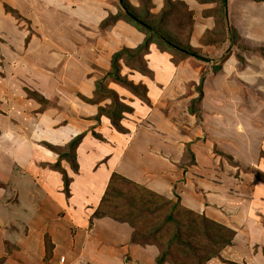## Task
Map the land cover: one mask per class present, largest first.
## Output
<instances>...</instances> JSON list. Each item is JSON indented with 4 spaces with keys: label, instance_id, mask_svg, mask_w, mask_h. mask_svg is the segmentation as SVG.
<instances>
[{
    "label": "crops",
    "instance_id": "0c3cea01",
    "mask_svg": "<svg viewBox=\"0 0 264 264\" xmlns=\"http://www.w3.org/2000/svg\"><path fill=\"white\" fill-rule=\"evenodd\" d=\"M97 1L98 4L95 0H0V103L2 94L12 96L16 101L8 106L2 103L0 110L1 107L7 108L10 118H19L24 123L25 134L15 141L14 146L20 148L19 154L30 151V156L27 154L24 157L29 158L30 164L24 158L18 159L23 165L18 160H12L29 174L35 175L36 172L39 182L28 193L34 199L32 205L38 206L30 217L32 220L28 229L26 227L23 236L14 243L19 247L14 253L38 252L42 256V244L47 235L53 245V256L59 260L65 258L64 263L60 260L56 264H145L152 256L154 259L150 248L141 251L135 248L133 252L126 246L133 245L129 244L128 236L125 239L120 235V229L125 232V225L114 222L119 232H114L111 237L114 247L118 246L112 248L113 252L109 251V246H103L101 239L93 242L95 235L106 230L104 226L107 224L101 219L95 220V234L87 232L89 217L98 208L112 174L117 173L161 196L172 199L176 194L185 208L199 213H205L207 209L208 217L231 226L236 235L233 244L222 252L226 261L264 264V182L255 183L253 175H243L245 180H240V185L234 187L237 189L228 203L220 192V184L203 181L202 185L206 188L201 189L207 194L200 192L186 177L189 173H185L180 165L186 136L181 128L171 126L177 125L174 122L177 103L186 105L189 120L194 121V116L189 112V100H179V92L172 86L184 69L204 62L191 57L175 64L170 53L161 52L156 44H152L145 59L154 76L137 72L130 74L135 83L147 86L151 105L136 97L128 99L134 112L127 114L122 121L128 130L126 134L118 133L109 118L102 116L100 120L96 119L99 105L87 104L77 97L81 94L92 98L100 74L105 75L109 70L112 43L106 35L113 33V27L120 31L118 35L121 36V41L114 44V51L122 45L137 48L146 39L144 33L121 20L101 29L110 15H117L112 13L113 10L117 9L119 14L121 7L119 0L117 8L116 3L113 5L111 2L108 12L104 2ZM180 1L194 12L192 46L204 53L218 50L220 54L223 47L216 49L215 46L202 44L205 33L216 27L215 17H206L204 11L215 5L198 0ZM153 4L156 7L154 10L160 12L165 0H154ZM6 6L18 12L21 18L7 12ZM93 33L97 37L95 42L103 39L99 44L102 50H93V45L89 44L94 40L90 36ZM26 81L29 82L27 87L31 86L52 103L57 99L62 110L49 107L40 112V103L29 99L23 91ZM123 92L120 95L126 98L128 94ZM192 98H196L195 94ZM204 100L205 96L202 103ZM106 104L103 102L101 105ZM205 104L201 106L204 113ZM17 124L18 121L14 123ZM185 128L190 130V126ZM81 134L85 137L77 150L79 173L75 174L69 164L63 163L73 178L71 196L67 199L62 176L45 167L56 163L58 156L40 143L64 146ZM256 137L257 147H254L253 154L250 153L255 157V164L251 162L253 170L264 173V138L262 134ZM242 163L245 166L250 164L244 160ZM220 203H223L222 210L223 206L228 209L232 221L223 220L221 213L212 207H218ZM72 230L75 232L70 235ZM126 251V256L132 254L130 259L125 257ZM153 253L156 256L158 252L154 249Z\"/></svg>",
    "mask_w": 264,
    "mask_h": 264
},
{
    "label": "rangeland",
    "instance_id": "374dc122",
    "mask_svg": "<svg viewBox=\"0 0 264 264\" xmlns=\"http://www.w3.org/2000/svg\"><path fill=\"white\" fill-rule=\"evenodd\" d=\"M127 1L134 8H139L140 6L143 8V6L148 5L147 3L141 2V0ZM99 2H104V7H106V10L109 9L111 2L113 5L116 3V8V5L118 4V0H99ZM152 2L154 3V0ZM230 2L231 22L239 33V39L237 40L236 45L231 47V52L229 53L230 57L226 61H223L224 58L228 56V52L226 50L229 48V42L227 41L220 45L221 48L223 47V50H219L220 54H218V50L217 52L214 50H208L206 53L202 52L203 55L207 57V59H210V61L199 64L197 63L196 65L191 64L188 68L181 72V75L175 80L172 86L173 89H176L179 92L178 99L189 100L188 107H190L189 105H191V102L197 99L200 95L199 87L202 82L203 96L206 97V100L203 101V103H206V113H204V110L202 113L200 112L199 116L192 115L194 116V122L193 120H189V114L185 109L186 105L177 103L176 116L174 118V122L177 125H171L181 128L186 136L183 147L184 153L180 163L182 170L184 169L186 170L185 173H189L186 177L192 180V185H195L196 188H198V191L203 193H206L205 190L201 189L203 187L206 188V186L202 185L204 183L203 181L220 184V192L225 195V198H227L226 201L228 203H230L229 198L234 195V192L237 189L234 187L240 185V180H245L243 179V175H253L254 182H259L255 180L256 173L258 171L253 170L255 168L252 166L253 164L251 162L253 161L255 164V157H252L250 153L253 154L254 147H257L255 144L257 139L256 136L262 134V138H264V0H230ZM95 3L98 4V1L95 0ZM155 8L156 7L154 5L152 12L159 13L158 11L154 10ZM112 13L118 14L117 9L113 10ZM182 15H185V12H183ZM15 17L19 18L20 16L15 15ZM103 27L105 26L102 25L101 29H103ZM89 29L92 30L91 28ZM112 30V34L107 33L106 35L108 37L107 39L111 38V59L118 51L124 48H129L125 45H122L120 49L114 51V44L121 41V36L118 35L120 31H117L115 27H113ZM95 34H90L91 38L94 40L90 41L89 44L93 45V50H102L99 44L102 43L103 39L95 42L97 39ZM178 37L183 38L179 33ZM94 43H97V45ZM206 45L215 46L216 49L220 47L217 43H212L209 39L207 40ZM218 65L221 66V69L218 72H214V66ZM110 69L111 65L105 75H103V73H99L100 78L97 82H100L106 77L105 83L107 84V87L111 90H114L121 97L124 103L130 105V103H128V99L131 98V96L136 98L137 96L132 94L129 90L125 89L121 85H116L114 81L107 76ZM136 72L137 71L128 68L124 62L122 63V74L127 76L129 81L134 82L131 79L132 77L130 74L133 75ZM28 83L29 82L27 81L24 82L23 85L25 88H23V91L26 93L29 99H32L29 97L28 90L37 93L39 92L31 86L27 87ZM62 84L67 83L63 82ZM121 92H126L128 96H126V98L121 96ZM193 92H195L194 94L196 98H192L191 100L190 98L194 95ZM2 95L3 98L1 99L0 105L4 103V105L7 104L8 106V104H14V102H16L12 96L8 97L5 94ZM79 95L81 94H77V97L81 99ZM42 97L47 101V104L44 106L40 103L42 107L40 112L46 110L49 107H55V109L60 111L62 110V108L57 104V99L56 102L54 101V103H52L44 96ZM32 100L36 103H39L35 99ZM104 102H107V105L111 103L110 100H106ZM203 103H201V106ZM10 117V110L5 107H1L0 264H56L58 261L60 262V260L62 263H64L65 258H60L59 260L57 257L53 256V253L50 252L51 249L53 250V245L50 246V239L47 235L44 238L42 244V256L39 255L38 252L27 254L21 252L14 253L15 250H19V247L15 246L14 243L21 235L23 236V232L26 230L28 223L32 220L30 217L33 216V213L35 212L34 209L36 206H38V204L32 205L34 199L28 193L32 191L33 186L38 185L39 182L35 176L38 175L36 172L35 175L29 174L28 171L22 170V168L17 163H13L12 159L18 160L19 158H24L27 154L30 156V151H27V154H19L20 148L18 146H14L15 141H19L18 139L20 137L23 138L25 130L23 126L24 123L20 122L19 118L17 119L15 117ZM217 120L219 121L217 122ZM17 121L18 124L14 125V123H17ZM174 122L172 120L173 124ZM185 126H190V130H187ZM255 134L256 136H254ZM238 141L240 142V145H238ZM40 145L43 146L41 143ZM43 147L49 150L47 147ZM256 154H258V152ZM31 159L33 161V158ZM23 160L26 163H29L30 161L29 158H24ZM243 160L250 163L249 166H245L242 163ZM19 163L23 165L21 161H19ZM29 185H31V187H28ZM232 187L234 189H232ZM173 197L174 198L172 199L174 201L180 200L181 203L180 197H178L176 194ZM215 204L217 206V202H215ZM222 204L220 203L218 207H212L221 213L220 215L223 220L229 221L231 217L228 213V209L223 206L222 210ZM226 204L227 203H225V205ZM188 211V213L191 215H200L210 219L212 222L220 224L222 227L232 229L231 226H227L224 222H218L208 217L207 209L205 210V213H199L191 209H188ZM61 212L63 213V211ZM99 219L107 224V226H104L106 230L101 233L99 232L98 235H95L93 242L95 243L101 239L103 246H109L107 248H110L109 251L113 252V249L118 246L114 247V241L111 240V237L115 235L114 232H119V230L118 226L114 224L112 218L102 216L96 217L93 213L88 219L89 223L87 225V232L90 234H95V220ZM230 220L232 221V219ZM230 224H233V222H230ZM125 226V232L119 228L121 231L120 235H122L125 239H127V236L131 238L133 235V229H131L128 224ZM73 232L75 231L72 230L70 235H73ZM216 233H218L217 229ZM199 236L200 239H202L201 241H203L204 234L202 238L201 233H199ZM129 244L131 243L129 242ZM126 246L131 248L133 252H135L136 249L141 251L142 249L148 250L147 248H150L152 251L150 252L152 255H154V259L152 256L148 260L150 262H145V264H157L156 258L158 253L156 256V253H153L154 249L158 252L157 247L136 244L133 246ZM126 255L127 251L125 253V257L130 259L132 254L128 256ZM222 259H213L206 264L232 263L226 261L224 258Z\"/></svg>",
    "mask_w": 264,
    "mask_h": 264
},
{
    "label": "trees",
    "instance_id": "16d2710c",
    "mask_svg": "<svg viewBox=\"0 0 264 264\" xmlns=\"http://www.w3.org/2000/svg\"><path fill=\"white\" fill-rule=\"evenodd\" d=\"M152 1L141 0L148 5L143 8L141 6L134 8L127 0H119L120 13L111 15L102 23L103 26H107L121 20L145 34L146 39L142 45L137 48H124L113 55L111 69L107 76L147 105H151L147 86L129 81L127 76L122 74L123 62L128 68L142 75L153 77V72L149 69L145 59L152 44H156L162 52L170 53L175 64L191 57L203 62L210 61L203 55L201 49H196L190 44L194 27V12L189 10L187 4L180 0H165L164 8L159 13H153ZM198 1L203 4L215 5V7L204 11L206 17H215L216 27L205 33L202 44H207L208 39L219 46L225 41L229 42V48L226 50L228 56L223 60L226 61L230 57L231 47L236 45L239 39V33L231 22L230 0ZM6 11L14 16H20L18 12L8 6H6ZM183 12L185 15H182ZM178 33L183 38H179ZM220 69L221 66H214V72H218ZM105 80L106 77L96 83V91L92 98L83 95H79V97L87 104L99 105L97 120L105 116L110 119L114 129L126 134L128 130L123 127L122 121L127 114L134 112V109L124 103L114 90L109 89ZM202 85L201 82L199 97L189 105V112L192 115L199 116L200 112L202 113ZM28 94L30 98L42 105L47 104V101L39 93L28 90ZM106 100H110L111 103L102 106L101 104ZM94 135L96 134L94 133ZM84 137L85 134L78 135L64 146L42 143L58 156L56 163L45 165V167H49L62 176L63 191L67 199L71 196L73 178L69 176L63 163L69 164L75 174L79 173L77 150ZM96 137L102 139L99 135ZM255 180L264 182V173L258 171ZM188 212L180 200L174 201L161 196L143 185L114 173L94 215L112 218L115 223L120 225L128 224L133 229V235L130 238L131 244L157 247V264H206L213 259H222V252L233 244L236 232L222 227L208 218L197 214L191 215ZM199 233H201V238L204 234L203 241H201ZM49 243L52 246L50 240ZM50 252L53 253V250L51 249Z\"/></svg>",
    "mask_w": 264,
    "mask_h": 264
}]
</instances>
